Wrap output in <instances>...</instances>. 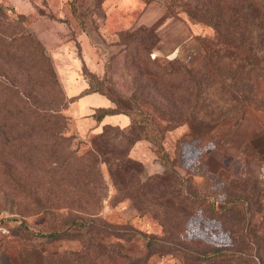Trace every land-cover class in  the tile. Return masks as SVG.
Instances as JSON below:
<instances>
[{
  "label": "rangeland",
  "instance_id": "rangeland-1",
  "mask_svg": "<svg viewBox=\"0 0 264 264\" xmlns=\"http://www.w3.org/2000/svg\"><path fill=\"white\" fill-rule=\"evenodd\" d=\"M33 1L34 13L24 15L0 0V102L9 105L0 109V212L11 218L10 234L0 236V264H41V258L43 264H213L198 258L211 247L231 245L230 224L207 218L200 208L208 202L199 196L216 209L223 206L220 186L242 178L241 145L253 128L264 130V115L245 109L222 146L214 128L191 136L184 121L158 141L139 139L123 148L133 160L126 172L116 167L109 174L97 159L98 178L83 170L66 173L68 162L90 155V138L102 128L93 130L94 118L73 114L62 81L63 68H70L86 88L110 96L154 94L159 88H150L142 71L157 65L168 71L166 63L175 58L191 65L212 27L188 18L181 5L186 0H131L125 13L117 4L107 17L103 0ZM145 84L148 89L137 90ZM37 118L57 123L46 130ZM111 128L94 143L119 151L126 143L120 145L118 127ZM54 131L62 137L53 140ZM259 171L264 186V164ZM48 172L64 176L51 179ZM88 225L93 240L86 238Z\"/></svg>",
  "mask_w": 264,
  "mask_h": 264
},
{
  "label": "trees",
  "instance_id": "trees-1",
  "mask_svg": "<svg viewBox=\"0 0 264 264\" xmlns=\"http://www.w3.org/2000/svg\"><path fill=\"white\" fill-rule=\"evenodd\" d=\"M181 5L190 20L213 29V35L203 43V53L189 66L175 58L166 63L168 71L158 65L155 70H143L150 88L160 90L154 94L138 91L128 96H110L100 89L85 87L77 95L69 97L73 101L86 93L98 92L113 106L95 109L93 118L98 121L106 114L121 113L127 116L128 124L124 127L103 125L101 131L90 138L93 148L89 153L92 156L85 153L74 158L73 164H66V173L93 172L98 178L97 159L106 164L109 174L116 167L126 172L133 160L123 148L128 149L139 139L158 141L164 130L184 121L191 124V136L205 135L209 128H214L216 141H221L218 144L222 146L224 138L230 140L233 136L234 128L242 119L245 109H256L264 115V0H186ZM25 33L26 36L30 35L23 29L22 34ZM30 43L43 58L38 42L31 37ZM150 63L156 65V60ZM137 87L141 91L148 89L146 84ZM8 106V101L0 102V109H9ZM144 109H154L153 112L157 113L153 115ZM158 109L189 110L182 113ZM154 116L167 123L160 125ZM58 120L61 122V117L58 116ZM52 121L49 118L36 120L37 125L46 130L54 129V123L57 122ZM111 127H118L115 128L121 135L118 143H126L119 151L100 149L94 143L95 138L102 137L105 129ZM32 133H35L34 130L30 135ZM51 134L53 140L62 137L59 131ZM241 153L244 159L242 178L220 186L224 196L223 206L216 209L213 207L214 201L209 198L205 200L204 195L199 196L202 202H208L200 208L207 218L224 217L223 220L230 224L227 231L231 239L229 247H211L206 250L201 254L202 259L198 258L200 261L209 260L213 264L234 261L264 264V186L261 185L259 174L264 164V130L260 126L253 128L247 135L241 145ZM164 159L163 152L161 160L164 162ZM47 176L60 180L64 175L48 172ZM88 226L84 229L88 233L86 238L93 240L95 234L90 233L93 225ZM70 227L66 225L67 229ZM57 233L49 232L47 236L55 238ZM28 258L25 255V259ZM40 261L43 264L44 259Z\"/></svg>",
  "mask_w": 264,
  "mask_h": 264
},
{
  "label": "crops",
  "instance_id": "crops-1",
  "mask_svg": "<svg viewBox=\"0 0 264 264\" xmlns=\"http://www.w3.org/2000/svg\"><path fill=\"white\" fill-rule=\"evenodd\" d=\"M11 2L13 7L18 10L20 13L24 15H29L34 13V1L33 0H8ZM110 0H103V8L105 10V16H108V12L117 8V4H120L122 11L125 13L127 7V3L131 0H114V4L111 5L109 3ZM125 4V6H123ZM119 6V5H118ZM128 10V9H127ZM141 18H138L140 22ZM144 20V19H143ZM154 19L149 22H153ZM141 22H143L141 20ZM146 23V22H145ZM59 52H62L60 49ZM62 69V68H61ZM70 68H63V88L64 92L67 96L72 97L77 95L82 89L86 87L84 80L77 79L74 76L73 70H69ZM72 109L74 110L75 116L92 119L93 112L97 108H107L112 107L113 104L103 95L98 92H90L86 93L82 96H79L75 100L71 102ZM128 124V118L124 114L116 113V114H106L100 118V120H95L92 124L93 130L101 129L103 125H113L124 127Z\"/></svg>",
  "mask_w": 264,
  "mask_h": 264
},
{
  "label": "built area",
  "instance_id": "built-area-1",
  "mask_svg": "<svg viewBox=\"0 0 264 264\" xmlns=\"http://www.w3.org/2000/svg\"><path fill=\"white\" fill-rule=\"evenodd\" d=\"M11 218L0 212V236H8L10 234V222Z\"/></svg>",
  "mask_w": 264,
  "mask_h": 264
}]
</instances>
